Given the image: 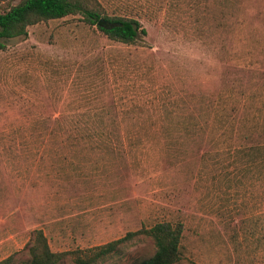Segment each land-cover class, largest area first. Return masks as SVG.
Here are the masks:
<instances>
[{
    "label": "rangeland",
    "instance_id": "1",
    "mask_svg": "<svg viewBox=\"0 0 264 264\" xmlns=\"http://www.w3.org/2000/svg\"><path fill=\"white\" fill-rule=\"evenodd\" d=\"M22 0H0V10ZM0 39V264L42 231L62 264L159 223L178 264H264V0H96ZM155 253L142 232L97 264Z\"/></svg>",
    "mask_w": 264,
    "mask_h": 264
},
{
    "label": "trees",
    "instance_id": "2",
    "mask_svg": "<svg viewBox=\"0 0 264 264\" xmlns=\"http://www.w3.org/2000/svg\"><path fill=\"white\" fill-rule=\"evenodd\" d=\"M79 14L89 25H97L99 19L116 24L111 29L98 27L110 39L132 44L145 30L138 21L130 18L107 17L96 0H22L0 10V39H12L27 35V27L42 21L60 19ZM152 240L155 253L137 264H178L181 261V225L159 223L148 230L140 231ZM129 233L124 238L90 249L76 257V264H97L118 252V246L139 234ZM29 264H62L66 253L50 250L42 231L34 232L28 245ZM5 260L2 264H7Z\"/></svg>",
    "mask_w": 264,
    "mask_h": 264
},
{
    "label": "water",
    "instance_id": "3",
    "mask_svg": "<svg viewBox=\"0 0 264 264\" xmlns=\"http://www.w3.org/2000/svg\"><path fill=\"white\" fill-rule=\"evenodd\" d=\"M116 24H112L106 20H104L103 18L99 19L97 22V26L104 28V29H111L115 26Z\"/></svg>",
    "mask_w": 264,
    "mask_h": 264
}]
</instances>
